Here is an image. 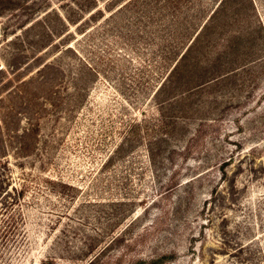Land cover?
I'll list each match as a JSON object with an SVG mask.
<instances>
[{"label": "rangeland", "instance_id": "1", "mask_svg": "<svg viewBox=\"0 0 264 264\" xmlns=\"http://www.w3.org/2000/svg\"><path fill=\"white\" fill-rule=\"evenodd\" d=\"M0 64L39 147L0 264H264V0H0Z\"/></svg>", "mask_w": 264, "mask_h": 264}, {"label": "trees", "instance_id": "2", "mask_svg": "<svg viewBox=\"0 0 264 264\" xmlns=\"http://www.w3.org/2000/svg\"><path fill=\"white\" fill-rule=\"evenodd\" d=\"M51 68L56 70L53 64H47L38 70L37 77L23 81L20 85L16 84L8 91L12 97L11 101L13 102L15 98L22 100L20 103L26 104L29 112H38L33 109L41 110L49 106L57 107L61 98L55 96L59 92L55 90V78L53 79L52 73L49 72ZM10 69L0 64V76L4 78L7 74H14L12 66ZM10 77V75L9 78L7 77L9 83H11ZM42 92L46 96L45 100L40 103ZM4 101L5 98L0 97L1 109H4L2 108ZM17 108L16 104L8 106V111L0 117V244L4 241L7 243L22 230V223L19 221V218L22 219V214L18 208L25 196V190L21 186L18 187L15 173L17 168L22 167L23 162L31 156V152L39 148L35 145L36 140L33 138L36 136L37 125L27 122V126L21 127L20 118H16Z\"/></svg>", "mask_w": 264, "mask_h": 264}]
</instances>
